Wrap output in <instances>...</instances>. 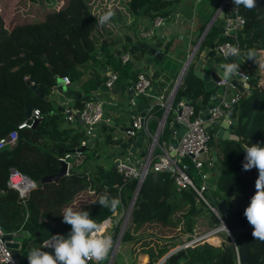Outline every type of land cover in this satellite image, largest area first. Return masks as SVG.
I'll list each match as a JSON object with an SVG mask.
<instances>
[{"label":"trees","instance_id":"1","mask_svg":"<svg viewBox=\"0 0 264 264\" xmlns=\"http://www.w3.org/2000/svg\"><path fill=\"white\" fill-rule=\"evenodd\" d=\"M175 1L127 0L126 9L134 18H151L155 14H167ZM15 4V12L6 27L0 14V135L24 119L26 106L37 107L41 117L31 127L19 129L12 146L0 149V225L6 235L24 230L25 245L29 237L40 241L56 234L67 236L71 226L63 223L62 215L68 207L88 211L92 219L100 221L114 212L98 204L100 197L104 194L118 197L121 204L117 211L127 204L134 187V179H125L103 166L101 155L90 145L91 141L96 144L94 131L82 149L81 160L73 164L67 174L57 181L41 182L43 175L58 170V155L77 147L85 135L82 129L73 132L65 129L63 112L50 100L38 97L30 84L46 96L56 85L57 77L81 81L87 62L91 63L92 72L81 83L85 92L95 87L102 65L116 73L114 82L128 75L135 80L137 73L130 69L128 61L120 62L119 53L125 50L122 43L110 51L107 37L103 41L91 36L96 20L86 0H17ZM235 6L244 21L236 28V39L242 60L240 71L247 75L248 92L240 94L232 104L231 114L236 115L232 128L239 139H225L220 143L221 163L225 169L216 184L218 196L225 198L229 207L224 221L233 235L235 248L227 241L217 245L199 242L185 248L184 255L178 258L180 264H236V258L239 264H264V241L253 238V229H247L249 223L244 216L256 191L255 178L238 172L241 143L264 146V82L256 67L259 50L264 48V0H257V6L251 10L243 5ZM112 19L120 20L121 26L127 25L117 11ZM212 33L208 29L199 46L208 43ZM227 39L231 37L224 36L218 41ZM129 47L131 52L141 50L136 42ZM249 50L256 53L253 59L247 57ZM186 84L190 103L197 114L200 102L210 99L213 90L204 89L190 69L182 78V86ZM183 87L177 95L185 93ZM75 100L73 105L77 107L84 101L78 97ZM87 159L93 161L90 168L81 165ZM184 159L188 162V174L198 182L195 167L187 157ZM9 167L37 183L30 189L24 205L17 191L6 186ZM82 193L89 199L84 201L80 197ZM199 203L190 188L177 190L168 172L149 170L139 185L120 242L131 243L133 260L138 253H146L144 264H152L174 246L182 233L191 231Z\"/></svg>","mask_w":264,"mask_h":264},{"label":"crops","instance_id":"2","mask_svg":"<svg viewBox=\"0 0 264 264\" xmlns=\"http://www.w3.org/2000/svg\"><path fill=\"white\" fill-rule=\"evenodd\" d=\"M16 1L17 0H0V14L4 20V27L7 26V20L9 19L10 15L15 12ZM86 2L89 6L90 14L96 20V24L91 36L97 37L99 40L103 41L105 40L104 38L107 37L110 51L116 45L122 43L125 48L124 51L127 50L130 54V58L127 60L128 65L130 69L136 71V73L147 72L151 74L154 71L156 72V75L151 80L152 87L150 89V94L148 95H136L133 90L129 91V88L132 87L131 85L133 81L129 75L118 79L116 82H113L110 88L105 87L103 84V77L105 72L109 71V68L104 67V65H102V68L99 69V78H97L100 80L99 84H96L95 81L94 88H91L88 92L83 91L81 83L92 72L90 62L85 63V73L81 75V81L70 80L68 85L62 84L61 86L62 90L64 91H76V93L80 94V96L88 95L89 98H97L101 100L102 113L104 116L108 117V121L107 125L100 126L102 123L95 124L94 127L96 128L94 129V134L95 137H97L96 144L91 141L90 145L95 148L99 155H101V159L104 161L103 166H106L109 169L111 164L108 165L105 158L107 156H111L114 159L116 157H126L125 155H130L134 161L141 160L143 158L149 143V137L144 132V129H137L132 136H126L123 130L130 124L131 115L149 111L151 116L148 121L147 128L150 132L155 131L157 127V120L162 115V109H159V106L156 104L155 98H153L151 93L155 94L157 90L169 88L180 70H182V67L185 63H187L185 71L190 69L193 75L196 76L193 71L194 64L199 59L203 60V64L201 66L202 71H208L212 64H218L221 66L224 63L231 62L230 57L226 59L220 53H218L215 47L219 42V38L224 36L229 37V30L225 29L223 25L226 8L223 7L219 10V0H176L169 6L168 13L170 14V17L167 18V22L164 25L157 27L154 31L155 34L148 38H144L138 35L137 27L139 24H146L149 18L146 16L134 18L131 14H129L126 9L127 0H115L113 6L109 7L123 8L125 10L127 17L118 11L120 13L121 19H124V23L127 24L124 26L120 25V20L115 19H112L108 25H99V15L106 12L109 8L103 4L99 9L96 8L93 10L90 5V0H86ZM94 13H97V16ZM207 24H209L208 29H211L213 33L211 34V38L208 43H203L199 46L200 41L197 43L198 35ZM134 42H136V44H155L159 51L163 54L161 60L153 59L150 63H145L144 60L148 55L145 49L141 48V46H138L141 50L134 52L130 51L129 45ZM196 44L197 47L195 48ZM122 52H120L119 55ZM240 62H242L241 57ZM256 67L261 75V82H264V48L259 50V59ZM196 78L199 79L197 76ZM152 81L155 83H152ZM200 82L202 83L203 87V82L201 80ZM59 88L60 86L56 81V85L52 87L50 93L46 95L47 99L50 100L55 107L57 105L64 107L73 106L74 108L81 107V105L79 107L73 105L74 102H76L75 98L78 97L81 99L80 96H73L72 98H69L65 94L63 95L61 92H59ZM210 89L213 90L211 95L224 91L225 99H228L235 94H242L244 92H240L239 89L233 87L230 83H226L224 85L217 84ZM146 96L152 97L147 98ZM211 100L214 99L210 97V99L206 100L205 102H200V104L209 102ZM232 104H230V106L225 109L224 114L219 116L217 120L223 121L225 115H228V117L232 118L233 123H228L227 129L230 133L236 134L238 137L237 139H239L238 134L232 128V125L236 122V115L231 114ZM198 112L199 108L197 110V114ZM25 118L26 117H24V119ZM170 124H175V127L177 126V123L173 121L172 115L168 114L166 115L161 128L159 135L160 141L166 142V134H170ZM64 128L68 129L70 132H73L76 129H82V124L74 114V118L71 120L64 118ZM91 139L92 138H90V140ZM88 141L89 140L87 139V142ZM222 141L223 140L214 138V154L207 146L206 154L210 157V159L204 160L203 163V169L207 174V194L210 198L211 196H214L213 202L221 199L220 196H218L219 191H217L216 184L220 174L225 169L221 163L222 154L219 148V145ZM244 146L245 145L241 143L242 157ZM92 164L93 161L91 159H87L81 163L82 166L88 168H90ZM254 170L253 173H256ZM25 179L26 180L23 181L25 186L24 192L28 194L30 189L34 188L37 183L28 177H25ZM82 197L83 195L81 198ZM197 205H199L198 213L192 218L193 224L191 231L182 234L191 233L193 230H202L213 226V220L203 215L205 212H207V209L201 203ZM227 208L229 210L228 206ZM18 231H21V233H16L12 237L19 243L20 257L18 259L22 264H28L27 255L33 247H40L39 241L35 237H29L26 241V244L24 245L22 238L25 237L26 232L24 230ZM44 251L51 252L52 249H47ZM130 259L133 260L132 257ZM146 261V253H138L132 264H144ZM177 263L180 264L181 261L178 259Z\"/></svg>","mask_w":264,"mask_h":264},{"label":"built area","instance_id":"3","mask_svg":"<svg viewBox=\"0 0 264 264\" xmlns=\"http://www.w3.org/2000/svg\"><path fill=\"white\" fill-rule=\"evenodd\" d=\"M115 0H90V5L92 9H99L101 5H105L107 8L112 7ZM219 10L223 7H227L224 14V28L229 30V37L231 40L227 39L216 44V49L223 57V50L227 48L228 45L238 47V42L236 39V28L243 24V18L238 13L237 7L234 4L229 3V0H219ZM229 12V13H228ZM97 16V13H94ZM170 14H155L148 19L146 24L138 25V35L144 38L152 36L155 29L159 26L164 25L167 22V18ZM209 24H207L199 33L197 38V43L202 39L205 33L208 31ZM197 47V44L195 48ZM194 48V49H195ZM191 57V56H190ZM130 58L129 52L123 51L119 55L120 62H125ZM190 59V58H189ZM234 60L231 59V62ZM187 65L185 63L182 67ZM181 72V70H180ZM178 73V75L173 80L171 86L167 89H160L151 95L155 98L156 104L161 107L162 115L157 120V127L154 132H150L147 128L148 121L150 119V112L136 113L131 115V121L128 127H126L123 132L126 136L134 135L135 131L139 128H143L146 135L149 137V143L141 160L138 161V167L134 165V160L130 155H125L126 157H116L117 162L114 166V172L120 174L125 179H134V187L131 191L130 199L126 205H121L120 209L114 211L111 215H107L98 221L102 235H111L114 241V247L109 254V259L102 262V264H112L113 255L115 250L120 244L121 235L129 223L130 219V209L132 207V196L138 191L139 185L143 180L145 174L149 171H164L168 172L171 177L173 184L177 190L190 188L194 194L197 201H199L206 209L209 211L217 222L213 226L192 231L187 233V237L184 241H178L174 246L170 247L168 251L164 254L174 253L179 249L185 250V248L197 244L199 242H208L213 245L220 244L221 241H227L231 243L235 248V242L232 233L227 228L224 221L225 214L220 213L216 207L215 202L209 199L207 194V174L203 169L204 160L210 159L207 156V139L208 136L202 127L203 120L194 112L192 104L184 98V94H178L180 88H182V78L183 74ZM246 81L247 75L242 71H239ZM117 75L113 71H106L103 77V84L105 87L110 88L116 79ZM63 84H69L70 80L67 76H62ZM229 83L227 80L221 79L218 84ZM132 90L136 95H148L151 89V80L144 76L141 72L137 73L136 79L132 81ZM243 93L248 92V87H243ZM240 94H235L228 99H225L224 91L221 93H214L211 95L212 99H218V103L211 108L208 121L217 119L219 116L224 114V111L230 104L236 102ZM64 117L71 120L74 118V113L77 112L79 118L83 120L82 130L85 137L80 139L79 146L72 148L73 150L64 151L58 155L57 159L59 162L65 164V174L68 173L69 168L73 164L77 163L82 156V151L78 147H84L89 136L93 134V131L97 123H106L108 117L104 116L102 113V102L97 98H88L83 101V104L79 108L64 107L62 110ZM172 115L173 121L176 123L184 125V131L180 135L175 146H171L169 142L159 141V135L163 122L166 115ZM41 117V113L37 107L31 108L29 116L25 119L18 121L15 126L4 134L0 135V149L3 147H10L14 144L18 130L21 128H29ZM173 149L174 153L171 155L170 150ZM111 156L105 157L106 160H114L110 158ZM187 157L189 161L193 164L196 169V173L199 176L198 182H195L192 177L188 174V162L184 159ZM111 161V162H112ZM240 171H243L242 166L239 167ZM245 172V171H244ZM19 170L14 167H9L7 172V177L5 180L6 186L13 188L17 191L18 197L20 198L22 204H25V199L27 193L21 191L23 187V181L25 179ZM29 178V177H28ZM90 192V189L87 190ZM76 201V200H75ZM77 202V201H76ZM222 232V233H221ZM222 234V235H220ZM5 233L0 225V264H8L6 253H11L10 249L5 244ZM9 235H14L12 232ZM51 240V237L43 238L39 241V246L42 247L45 243ZM44 250L50 248H43ZM163 255V256H164ZM163 256L152 264H162L164 262ZM12 260L10 264H22L19 259H17L11 253ZM88 264H93L89 261ZM236 264H239L236 258Z\"/></svg>","mask_w":264,"mask_h":264},{"label":"clouds","instance_id":"4","mask_svg":"<svg viewBox=\"0 0 264 264\" xmlns=\"http://www.w3.org/2000/svg\"><path fill=\"white\" fill-rule=\"evenodd\" d=\"M235 5H243L246 9H253L257 6V0H234ZM115 12L109 8L99 15L98 24L101 26L110 24ZM225 58L241 56L240 49L228 45L223 50ZM256 53L254 50L247 52V57L253 59ZM220 74L224 80L237 76L240 71V64L233 60L220 66ZM245 156L242 164L243 171L247 172L255 168L258 171V178L255 181V194L251 197L249 205L244 210V216L249 225L252 226L254 239L264 241V146L252 144L244 146ZM98 204L103 208L115 211L121 204L118 197H110L104 194L100 197ZM63 223L70 225L71 230L65 235H53L51 240L42 247H33L28 255V264H102L109 259V254L114 247L111 235L100 234L101 229L98 223L91 218L88 211H75L68 207L63 212ZM43 248L52 249L51 252ZM8 264L12 257L6 253Z\"/></svg>","mask_w":264,"mask_h":264},{"label":"water","instance_id":"5","mask_svg":"<svg viewBox=\"0 0 264 264\" xmlns=\"http://www.w3.org/2000/svg\"><path fill=\"white\" fill-rule=\"evenodd\" d=\"M229 3L233 4L234 0H229ZM138 46H141V48L145 49L148 53V55L145 58V63H150L153 59L161 60L162 57V52L159 51L157 46L153 43H138ZM233 59V57H230ZM240 62V57L239 58H234V60ZM203 60L199 59L195 64H194V73L196 74L197 77L203 82V88L204 89H210L211 87H214L218 84V82L223 79L221 74H220V66L218 64H212L210 66L208 71H202V66ZM46 66L49 70H52V67L46 63ZM186 68V65L184 68L181 70L180 73L184 72V69ZM144 76L152 80L154 76L156 75V72L154 71L153 73L149 74L147 72H141ZM57 84L60 86L59 92H61L63 95L65 94L69 98H72L73 96H80V94L76 93V91L69 92L68 90H62V78L57 77ZM233 87L237 88L240 90V92L243 91V87H248V83L245 81L244 76L239 72L237 76L232 77L231 79L227 80ZM100 80H96V84H99ZM30 88L33 89L34 93L38 97H43V95L38 91V89L35 87V85L30 84ZM129 91H132V87L129 88ZM187 90V84L184 85L183 91L184 93V98L190 102L189 96L186 92ZM82 100H86L89 98L88 95L80 96ZM147 98H151L152 96H146ZM44 99H47L46 96H44ZM218 103V99L211 100L209 102L203 103L199 105V112L198 116L203 120L202 122V127L204 131L206 132L208 139H207V146L211 150V152L214 154V138H217L218 140H225V139H237V135L234 133H230L229 130L227 129L228 123H233V119L228 117V115H225L223 118V121H218L217 119H213L208 121V117L210 114V110L212 107H214ZM59 110H63V106L57 105L56 106ZM31 107L26 106L24 110V117H28L30 113ZM79 122L82 124L83 120L79 118L78 113H74ZM184 125L177 123V126L175 127V124H170L169 128V133L166 134L167 140L166 142H169L171 146H175L176 142L178 141L180 135L184 131ZM244 148V147H243ZM79 150H82L83 147L80 146L78 147ZM73 149H71L72 151ZM170 154L172 155L174 153V150L171 149ZM244 156H245V151H243V157H242V164L244 161ZM117 162V159H114L110 165V168L108 171L114 170V166ZM136 167H138V161L133 162ZM240 174H250L254 176L255 180L258 178V173H253L252 169L250 171L244 172V171H239ZM65 174V164L60 162L59 168L56 172L50 173V174H45L40 178L41 182H49V181H57L62 175ZM137 193V192H136ZM136 197V194L132 196V202L131 205L134 202V199ZM211 201L214 200V196L209 197ZM216 207L220 213H224L225 215L228 213V208H227V202L225 198H221L215 202ZM204 216H207L213 220L214 223L217 222L216 218L209 212H205L203 214ZM247 229L252 230V226L248 225ZM17 234H20L21 231H17ZM15 233V234H16ZM13 235H5V244L6 246L10 249L11 253L13 256H15L17 259L20 257V252H19V243L18 241L14 240ZM187 237V234H181L178 238L179 241H184ZM184 255V250L179 249L174 253H168L167 255H164L162 259L166 261L169 264H178L177 260L180 256Z\"/></svg>","mask_w":264,"mask_h":264},{"label":"rangeland","instance_id":"6","mask_svg":"<svg viewBox=\"0 0 264 264\" xmlns=\"http://www.w3.org/2000/svg\"><path fill=\"white\" fill-rule=\"evenodd\" d=\"M111 9L114 12L119 11V12L123 13L124 15H126L125 10L123 8H114L113 7ZM126 17H127V15H126ZM152 83H155V82L152 81ZM110 158H112V157H110ZM111 161L112 160L108 159V161H107L108 165L111 164ZM82 195H83V193L80 195V197ZM83 198L85 201V200L89 199V196H84ZM177 242H178V240L175 242V244ZM130 246H131V243L128 241L127 242H121L114 252L112 264H127V261H128V264H132L133 260L130 259L131 258Z\"/></svg>","mask_w":264,"mask_h":264},{"label":"bare ground","instance_id":"7","mask_svg":"<svg viewBox=\"0 0 264 264\" xmlns=\"http://www.w3.org/2000/svg\"><path fill=\"white\" fill-rule=\"evenodd\" d=\"M24 180H26V179H24ZM24 187H25V186H24V183H23V187L21 188V191H24Z\"/></svg>","mask_w":264,"mask_h":264}]
</instances>
